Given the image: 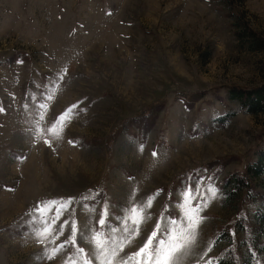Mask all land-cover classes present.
<instances>
[{"label": "rangeland", "instance_id": "rangeland-1", "mask_svg": "<svg viewBox=\"0 0 264 264\" xmlns=\"http://www.w3.org/2000/svg\"><path fill=\"white\" fill-rule=\"evenodd\" d=\"M237 11L264 38V0H0V264H83L75 248L94 249L96 230L105 242L108 229L97 223L103 209L131 216L130 197L151 202V217L121 255L138 250L164 218L184 229L200 196L209 202L181 264H208L226 248L216 238L234 232L238 201L225 198L222 181L243 169L246 157L235 156L251 152L264 131V112L251 115L225 98L230 86L264 84V52L235 36L229 14ZM16 54L24 60L9 61ZM181 92L199 95L190 110L175 99ZM161 99L166 106L144 142L135 129L105 149L124 119ZM231 112L227 123L216 121ZM213 187L215 199L206 191ZM69 197L72 207L42 242L41 216ZM106 219L118 238L123 223ZM73 220L76 246L60 250Z\"/></svg>", "mask_w": 264, "mask_h": 264}, {"label": "trees", "instance_id": "trees-1", "mask_svg": "<svg viewBox=\"0 0 264 264\" xmlns=\"http://www.w3.org/2000/svg\"><path fill=\"white\" fill-rule=\"evenodd\" d=\"M232 25L235 27V36L245 43L248 50L253 52H264V38L250 27L245 20L244 14L237 11L231 12ZM25 54H16L12 61L22 62ZM226 100L236 102L239 107L251 115H258L264 112V84L246 88L240 86H230L226 88ZM195 94L178 93L175 98L190 110L196 101ZM206 94H203L204 97ZM201 97V98H202ZM167 101L158 100L146 108L139 111L132 117L124 119L111 132L105 141V149L110 152L124 133L139 130V141L144 142L149 130L153 127L156 117L161 109H164ZM234 115L227 113L216 118L220 124L227 123ZM231 156L222 157L214 163L217 167H222L223 161H228ZM246 157L244 167L241 170L227 175L223 181L221 190L226 199H236L237 217L234 223V232L224 230L219 233L216 243L227 241L228 245L216 256L208 260L211 264H264L261 253L264 252V131L259 135L256 145L251 152L244 156H235L239 159ZM213 165V163L209 164ZM209 166H201L198 171L204 175ZM188 177V174L184 178ZM250 209L245 211V209ZM241 233V239L237 233ZM241 248L243 250H241Z\"/></svg>", "mask_w": 264, "mask_h": 264}, {"label": "snow or ice", "instance_id": "snow-or-ice-1", "mask_svg": "<svg viewBox=\"0 0 264 264\" xmlns=\"http://www.w3.org/2000/svg\"><path fill=\"white\" fill-rule=\"evenodd\" d=\"M45 105L41 104V107ZM78 105H73L65 113L58 117L61 122H67L66 116L68 112H75L78 109ZM3 109H0L2 111ZM40 119H44L43 116ZM46 132H51V129H45ZM44 143L51 147V141L45 140ZM70 143H73L70 141ZM143 147V145H141ZM152 155L155 157L158 155L157 152L153 151ZM206 191L212 193V199H215L217 195L216 188H208ZM99 195V194H97ZM154 197H158V194H153ZM88 197H82V200H87ZM95 199V197H93ZM198 199L201 201L198 205H194L186 216V226L184 229H179L175 225L177 221L175 219H165V223L161 225L159 222L155 228L151 231L150 235L146 238L145 242L138 248V250L131 252L130 254L121 255L124 252V248L131 246L134 239L139 236L141 225L148 222L151 217V202L146 201L144 203L136 204L134 198L130 197L133 205L129 208L131 216H115L111 213V206L105 207L101 213V218L97 223L101 228L107 227L108 231L105 233V242L101 243L97 240V236L100 235V230H96L95 235L91 236V241L96 242V247L87 253L83 247L75 248L76 236L79 232V228L75 222L72 221L71 236L65 240L62 244L58 245L60 250H64L66 246H73L75 252L82 257H85L83 264H93V260L99 261V264H181V261L190 260L193 249L199 235L200 225L203 222V216L201 215L205 205L209 202L206 196H200ZM75 201L74 197H69L67 201L61 198V201H52L55 207V214L48 217L41 216L39 223L41 224L40 229H37V234L43 239L50 235L49 226H54L69 208L72 207ZM40 210V206H37V211ZM112 215L114 219L123 223V227L119 229V237L115 235L116 229L111 227L107 221V217ZM69 227V221L65 220L60 226V234H63V230ZM54 230V229H53ZM85 239L84 236L80 237ZM211 251V249H209ZM58 254L56 248H53L52 254L49 255V259L54 258V255ZM75 261V255L71 258ZM79 264V262H76ZM211 264V261H209Z\"/></svg>", "mask_w": 264, "mask_h": 264}]
</instances>
